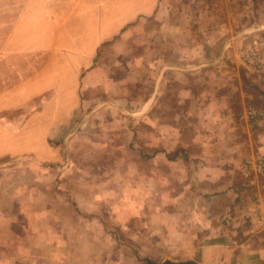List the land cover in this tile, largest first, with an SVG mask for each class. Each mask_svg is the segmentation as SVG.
Returning <instances> with one entry per match:
<instances>
[{
	"label": "crops",
	"instance_id": "crops-1",
	"mask_svg": "<svg viewBox=\"0 0 264 264\" xmlns=\"http://www.w3.org/2000/svg\"><path fill=\"white\" fill-rule=\"evenodd\" d=\"M169 2L0 0V163L30 156L41 163L38 168L43 169L44 164L59 161L63 143L72 140L75 134L72 129H77L85 120L94 121L91 112L95 109L88 112L86 108L84 117L80 113L85 106L81 104V95L92 94L99 84L106 91L105 74L109 68L103 56L108 55V51L112 53L119 60L117 64L122 65L123 75L138 72L142 60L147 61L146 64L155 66L157 76L154 75L150 95L140 103L135 114L142 115V120L154 132L144 138L136 136L132 145L134 151L129 144L125 147L133 155L128 156L123 174L129 175L130 169L136 171L145 177L150 192L157 188V182L163 181L169 208L170 202L174 206L179 200L183 202L192 189L197 190L196 205L202 212L190 218L196 232L184 237L187 244L191 242L190 249H176L175 253L185 256L184 260L192 259L199 264H264V182L244 180L238 184L233 181L239 161L253 147L264 151V119L259 122L263 128L247 139L242 133L247 126L240 124L235 114L246 100L253 98L241 85L243 77L236 58L239 43L234 38V32L246 25H242L243 19L254 14L251 0H198L194 8L183 7L182 14L193 13L196 19L186 23L181 32L193 29L219 35L182 36L179 44L174 41L173 55L168 59L152 57L151 53L143 57L140 51L132 57L133 67L128 69L132 60L125 51L130 43L126 40L128 32L139 27L141 18L163 13ZM253 24L264 33V23L250 26ZM225 52L223 64L213 63L216 55ZM138 76H141L139 72ZM194 79L197 86L192 83ZM170 80L180 85L175 91L177 104L183 109L179 118L189 114L197 117L198 130L190 137V143L197 146L198 152H188V143L177 140L173 119L150 115L157 102L166 97ZM126 96L125 92L122 95L117 92L115 102L126 100ZM104 102L102 106L109 103L119 109L108 100ZM166 106L169 110L172 104L169 102ZM102 110L98 112L102 114ZM175 148H180V152H175ZM138 161L148 162L150 170L142 172L145 168ZM188 165L191 168L188 169ZM163 169L165 180L160 177ZM174 169L178 170V179L184 180L180 190L172 186ZM187 177L189 181L194 179L197 187L191 185L192 181L186 183ZM127 185L129 187L125 188L132 190L130 183ZM136 190L146 193L145 189ZM200 192L208 194V203L200 199ZM143 200L139 198V202ZM120 202L123 205L124 201ZM133 202L128 199L124 205L131 207ZM205 204L211 209L208 217ZM226 204L242 211L230 225L222 224L217 219V211H212L213 207L221 210ZM152 218L159 219L156 215ZM172 223L167 222L168 225L162 227L167 235L166 243L171 245L174 244L171 233L175 230ZM158 231L155 228L156 234ZM155 236L156 241L160 240Z\"/></svg>",
	"mask_w": 264,
	"mask_h": 264
},
{
	"label": "rangeland",
	"instance_id": "rangeland-1",
	"mask_svg": "<svg viewBox=\"0 0 264 264\" xmlns=\"http://www.w3.org/2000/svg\"><path fill=\"white\" fill-rule=\"evenodd\" d=\"M169 1L163 13L141 18L139 27L136 30L131 28L128 32L126 40L130 43H127L125 50L129 55L127 58L132 59L141 51L144 53L143 57L151 53L152 57L168 59L173 55L174 41L179 44L182 36L196 38L206 34L211 37L219 35L218 32L204 33L193 29L186 33L181 32L180 29L186 23L196 19L193 13L182 14L183 7L194 8L198 5V0ZM251 6L254 14L243 19L242 25H246L234 32L235 42L239 43L236 58L239 62V74L243 77L241 85L253 96L235 113L240 124L247 126L245 132L241 130L246 138L263 128L259 122L264 119V33L257 25L250 26L252 23H264V0H251ZM254 45H259L254 61L262 63L260 66L252 64L246 55L248 47ZM226 54L216 55V62L213 63L223 64ZM106 55L103 56L109 68L105 74L106 91L99 84L95 86L92 94L81 95V104L85 103V106L80 113L84 117L86 108L88 112L95 109L96 111L91 112L94 121L85 120L77 129H72L75 134L71 136L72 140L63 143L61 159L44 164L43 169H39L41 163L30 156L12 158L0 163V264H160L168 256L184 260L185 256L175 254L176 249H190L191 242L187 244L184 240V237L196 232L190 218L193 214L202 212V208L196 205L199 197L195 192L197 190L192 189L183 202L179 200L174 206L170 202L169 208L166 207V185L163 181L160 184L157 182V188L150 192L148 184H145V177L131 169L128 170L129 175L123 174L128 156L133 155L125 147L129 144L134 151L136 136L144 138L154 132L142 120V115L135 112L139 110L140 103L150 95L157 70L155 66L142 60V67L138 68L141 76H138L137 71L123 75L122 65L117 64L119 60L109 51ZM129 63L128 69H132L133 59ZM122 76L125 77V82ZM195 81L192 80V83L197 86ZM179 86L172 80L168 81L166 97L157 102L150 115L173 119L177 140L186 141V150L195 153L198 148L190 143V137L198 130L195 123L197 117L189 114L179 118L178 115L183 110L176 100L175 91ZM164 90L163 88L162 91ZM117 92L121 95L125 92L128 97L115 102ZM107 100L119 109L108 105ZM102 101L107 104L102 106ZM169 102L172 106L168 110L166 103ZM101 109L102 114L98 112ZM249 110H253L254 114H249ZM238 131L239 129L236 130ZM174 151L180 152V148H175ZM250 151L238 163L233 180L238 184L244 180L264 182V176L254 174V171L245 175L246 159L255 153L264 155V151L256 147ZM122 157L125 158L124 162ZM138 163L145 168L141 169L142 172L150 170L148 162ZM6 169L8 172H5ZM174 170L171 184L174 189L180 190L184 180H179L176 175L178 170ZM161 172L163 176L160 177L165 180V170ZM185 180L186 183L192 181L191 185L196 186L194 179L189 181L190 178L187 177ZM127 183H130L132 190L125 188L129 187ZM137 188L145 189L146 193L137 192ZM160 189L163 191L159 192ZM200 196L202 201L208 203V194L202 195L200 192ZM140 197L144 199L142 207ZM128 199L134 201L133 206L124 205ZM120 201H124L123 205ZM128 204L130 205L129 202ZM206 205L205 215L208 217L211 209ZM228 207L231 208L234 221H237L236 216L241 215L242 211L234 210L231 205L226 204L221 210L213 207L212 211L218 212L217 219L222 222L223 212ZM155 215L159 219L152 218ZM167 222H173L175 227L171 233L174 237L173 245L166 243L167 235L162 230V227L168 225ZM155 228L159 230L157 234ZM155 235L160 240L156 241Z\"/></svg>",
	"mask_w": 264,
	"mask_h": 264
},
{
	"label": "built area",
	"instance_id": "built-area-1",
	"mask_svg": "<svg viewBox=\"0 0 264 264\" xmlns=\"http://www.w3.org/2000/svg\"><path fill=\"white\" fill-rule=\"evenodd\" d=\"M258 47H259V45H254V46L248 47V49H247L248 51H247L246 55H247L248 60L252 64L260 66L262 63L258 64V62H259L258 60L254 61V59L258 55ZM249 114H254V111L249 110ZM252 171H254L253 172L254 174H260V175L264 176V155L263 154L255 153L246 159V161L244 163L245 175L250 174ZM253 173H252V175H254ZM233 221H234V218H233L231 208L228 207L223 212L222 222H223V224L227 225V224L233 223Z\"/></svg>",
	"mask_w": 264,
	"mask_h": 264
},
{
	"label": "water",
	"instance_id": "water-1",
	"mask_svg": "<svg viewBox=\"0 0 264 264\" xmlns=\"http://www.w3.org/2000/svg\"><path fill=\"white\" fill-rule=\"evenodd\" d=\"M160 264H199V263L192 259L176 261L167 258L164 259Z\"/></svg>",
	"mask_w": 264,
	"mask_h": 264
}]
</instances>
